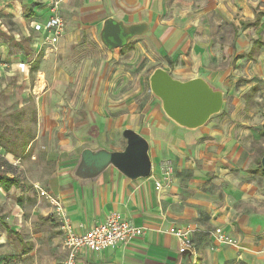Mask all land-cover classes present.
Listing matches in <instances>:
<instances>
[{"label":"crops","instance_id":"1","mask_svg":"<svg viewBox=\"0 0 264 264\" xmlns=\"http://www.w3.org/2000/svg\"><path fill=\"white\" fill-rule=\"evenodd\" d=\"M72 1L65 0L63 4L67 23L60 40L61 45L74 40L83 29L84 14L81 12L87 2L80 0V5L76 6ZM152 1L159 8L166 2ZM193 1L199 4L197 8L201 10L198 11L196 21H193L195 25H200L197 27L198 31L184 34L175 28L172 32L167 30L160 33L166 44L171 43L174 47L177 40H181V47L186 44L184 40H187V46L191 47L189 57L194 63L190 66L193 68L180 72V75L173 73L180 71V68L175 71L162 68L172 72L180 80L203 77L214 87L223 90L225 78L234 69L240 77L249 78L254 73H264V0ZM76 10L77 14L71 17L69 11ZM48 17L46 0H0V121L7 119L15 111L25 112L20 126L33 133L24 153L14 156L3 145L7 143L9 133L3 132L0 123V176L15 179L8 189L5 185L10 182L7 179L0 181V264H5L4 257L20 258L34 254L44 245V241L49 240V245H52L60 239L58 228L44 225L42 229L41 223L48 220V210L42 200L44 197L34 190L33 184L48 186L58 195L76 232H82L104 221L111 212H119L136 226L144 228L142 235L127 243L101 252L85 250L81 254L80 264H264V237L261 236L264 235V225L261 224L258 211L247 210L246 206L243 208L245 195L242 191L246 190L248 184L242 186L232 182L234 186H230L220 176H202L197 172L196 176L185 177L180 174L184 164L179 162L182 166L175 165L176 177L173 184L156 191L154 178L161 174L160 153H155V159V155L152 156V174L146 178L128 179L114 167H109L96 180L86 184H80L73 178V160L70 158L80 154L85 147L104 146L110 150H120L124 148L126 141L123 147H113L103 142L90 143L83 138V127H86L84 120L79 121L64 113L52 116L41 110L42 105L44 110L49 109L51 104L48 94L54 89L50 86L45 58L34 62L30 56L46 48L45 32L38 33L33 24L45 22ZM256 19L257 24L244 26V23ZM251 29H256L257 33L248 38L246 33ZM229 56L233 57L235 65L225 64ZM21 63L25 67H20ZM57 74L58 71L55 77ZM23 87L30 88L37 108L35 102L29 101L30 97L26 99L21 95L26 93ZM37 88L40 89L36 91L38 94L34 93ZM252 88L255 91L248 95ZM258 88V84L253 82L242 92L233 90L227 93L224 90L222 110L230 103L242 102L243 108L247 110L244 115L249 120L256 119L248 105L254 101L253 95ZM61 99L63 100L62 97ZM76 102L78 100L73 99L71 105ZM81 104L83 102H78V107L81 108ZM11 105L15 107L10 108ZM33 113L36 119L31 122ZM211 120L210 118L209 121ZM209 121L208 124L211 123ZM208 124L194 130H185L193 133V136L206 135L223 142L236 141L239 135V130H230L226 135L210 128ZM34 126L37 127L36 132ZM124 129L121 128L122 136ZM109 130V136L112 137L111 126ZM242 132L240 131V137ZM11 133L17 142L23 141L26 136L24 131ZM98 134L99 137L104 135L101 125ZM41 137L48 138V144L43 145ZM74 138L77 140L76 144L73 143ZM56 144V151L70 155L69 159L57 162L59 159L53 154L57 152L51 148V145L55 147ZM239 145L241 144L235 143L231 147L244 148ZM219 147L224 149L226 145ZM156 159L160 160L154 165ZM204 167L214 169L215 164L207 162ZM259 171L262 172L260 165L246 174L249 175L252 186L260 179L256 174ZM242 178L247 179L248 176ZM172 227L189 229L194 245L192 253L179 251L180 241L170 231ZM216 227L224 228L235 237L239 242L238 246L217 243L211 234ZM41 240L43 244H40ZM61 248L66 259L63 244ZM64 262L65 260L63 264Z\"/></svg>","mask_w":264,"mask_h":264},{"label":"rangeland","instance_id":"2","mask_svg":"<svg viewBox=\"0 0 264 264\" xmlns=\"http://www.w3.org/2000/svg\"><path fill=\"white\" fill-rule=\"evenodd\" d=\"M55 1L57 0H46L49 16L52 14ZM64 2L65 0L58 2L57 12L67 23V16L63 10ZM72 2L73 5H80V0ZM84 2H87V6L81 12L84 14L83 29L74 40L61 45L62 36L58 43L46 45V48L30 56L35 60L34 62H40L45 58L50 86L54 89L48 94L51 104L49 109L44 110L42 105L43 113L52 116L64 113L76 117L79 121L84 120L86 127H83V138L90 143L103 142L113 147L125 145L126 139L121 135V128L133 126V129L149 137L145 136L150 142L151 158L153 155H155L154 159L157 158L156 154L160 153L162 159H156L154 165L159 160L161 162L171 160L173 164L171 185L176 177L175 165L182 166L179 162L184 164L180 174L185 177L196 176L195 172H197L202 176H220L227 180L230 186H234L232 182L242 186L248 184L246 190L242 191L245 195L243 208L246 206L247 210L258 211L261 224L264 225V173L260 171L256 173L260 179L255 182V186H252L249 175H246L251 173L252 168H259L260 149L264 147V73H260L261 75L254 73V76L249 78L240 77L238 71L234 69L224 80V90L227 93L233 90L242 92L253 82L258 84V91L253 95L254 101L248 105L256 119L249 120L244 115L246 108L244 109L243 103L239 102L228 104L220 113L211 117L210 124L206 123L210 128L222 131L226 135L230 130H239L236 141L223 142L206 135L193 136L191 135L193 133L185 130L187 128L179 126L163 112L161 100L151 90L150 76L158 67H167L166 69L170 71L180 68V71L173 72L178 75L190 67L193 68L190 66L194 63L189 57L191 47L187 46V40H184L186 44L183 47L181 40H177L174 47L171 43L166 44L161 34L167 30L172 32L175 28L183 31L184 34L189 31L194 34L198 31L197 27L200 25H195L193 21H196L197 14L201 11L197 8L199 4L192 0H166L164 6L161 5L159 8L157 4L153 5L152 0H85ZM77 12L78 10L69 11V15L74 17ZM110 16L127 23L146 20L151 23L152 29L146 35L134 37L123 47L110 50L99 37L104 19ZM228 29L231 30L230 26ZM256 33V29H251L246 36L249 38ZM225 64L235 65L233 57L229 56ZM56 71H58L57 77H55ZM23 89H26V93L21 95L35 102L30 88L23 87ZM39 90L37 88L34 93L38 94L36 91ZM73 99H77L79 103L83 102L81 108L78 107V102L71 105ZM243 102L245 103V99ZM12 106L15 107L14 105L9 107ZM35 107L37 108L36 102ZM100 125L104 128V135L101 137L98 136ZM109 126L113 129L112 137L109 136L111 133ZM34 128L36 132L37 127ZM240 131H243L241 137ZM41 140L43 145L48 142L46 137H41ZM76 142L74 138L73 143ZM235 143H240L239 146L244 148H232L231 145ZM220 145H226L227 148H220ZM57 147V144L55 147L51 145L53 151L57 152L53 154L57 155L58 163L70 158V155L56 151ZM79 155L70 158L73 160V168ZM207 162L215 164L214 169L211 167L206 169L204 165ZM242 176L248 178L243 179ZM33 188L38 193L39 188H45L44 190L51 196H58L48 186L33 184ZM42 200L48 210L46 215L48 220L41 223L42 229L44 225L58 228L60 239L52 245H49V240L44 241V245H41L34 254L20 258L4 257L5 264H63L65 256L61 248L64 239L62 222L53 214L54 208L49 198L44 197ZM41 204L43 205L42 202ZM67 216L71 221L68 212ZM233 225L236 229L235 223ZM224 231L231 236L225 229ZM231 237L236 241V245L232 246H238V240ZM40 244H43L42 240Z\"/></svg>","mask_w":264,"mask_h":264},{"label":"water","instance_id":"3","mask_svg":"<svg viewBox=\"0 0 264 264\" xmlns=\"http://www.w3.org/2000/svg\"><path fill=\"white\" fill-rule=\"evenodd\" d=\"M149 21L127 23L113 16L104 19L99 32L102 43L110 50L123 47L136 36L148 34ZM153 94L161 100L163 112L179 126L197 129L221 112L225 91L214 87L203 77L187 80L175 78L168 70L158 67L150 76ZM126 145L120 150L104 146L85 147L72 170V176L80 184L96 180L109 167H114L131 180L151 176L153 161L149 140L131 127L122 132ZM264 171V155L261 158Z\"/></svg>","mask_w":264,"mask_h":264},{"label":"built area","instance_id":"4","mask_svg":"<svg viewBox=\"0 0 264 264\" xmlns=\"http://www.w3.org/2000/svg\"><path fill=\"white\" fill-rule=\"evenodd\" d=\"M59 1H55L52 14L45 22H35L33 24V28L38 33L45 32L44 40L46 45L58 43L66 29L64 18L57 12ZM20 67H25V64L21 63ZM159 169L161 172L160 176L154 178L156 191H161L172 183L173 164L171 160L161 162ZM39 194L41 197L49 198L54 208L53 214L62 222L63 248L66 251L64 264H80L81 254L85 250L101 252L119 244L127 243L144 233L143 227L136 226L119 212H111L104 221L82 232H76L67 216L66 208L61 199L58 196H51L42 188H39ZM170 231L178 237L180 241L179 251L181 253H192L194 251L193 241L189 236V229L172 227ZM211 234L217 243L236 245V241L221 227L214 228Z\"/></svg>","mask_w":264,"mask_h":264},{"label":"trees","instance_id":"5","mask_svg":"<svg viewBox=\"0 0 264 264\" xmlns=\"http://www.w3.org/2000/svg\"><path fill=\"white\" fill-rule=\"evenodd\" d=\"M257 21L258 20L256 19L253 22H246L244 23V26L255 25L257 24ZM254 91L255 88H252L247 94L252 95ZM24 117H25V112L22 113V111L19 112L15 111L11 113L7 119L0 121L1 125L3 126V132L9 133L8 141L7 143H3V145L6 147L7 151L12 153L14 156H19V155L21 156L26 149L29 139L33 137V133L29 132L30 130L20 126V121H22ZM35 119L36 116L33 113L30 120L31 122H34ZM11 131H17V132L24 131L26 133V136H24L23 141L17 142L12 136L13 134L11 133ZM263 155H264V147L260 149V157L258 158V163L260 165L262 172L264 173L263 168L261 166V158L263 157ZM4 179H7L6 181L10 182L7 185H5L7 189L11 186L13 182H15V179L12 178L9 179L6 178L5 176H0V181Z\"/></svg>","mask_w":264,"mask_h":264}]
</instances>
